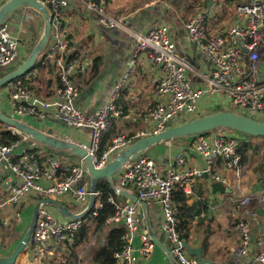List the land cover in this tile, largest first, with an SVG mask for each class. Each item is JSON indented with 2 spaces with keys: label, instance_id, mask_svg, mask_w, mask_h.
<instances>
[{
  "label": "built area",
  "instance_id": "obj_1",
  "mask_svg": "<svg viewBox=\"0 0 264 264\" xmlns=\"http://www.w3.org/2000/svg\"><path fill=\"white\" fill-rule=\"evenodd\" d=\"M6 1L0 0V6ZM39 1L49 8L51 14L50 41L42 53H46L48 58L57 59L61 83L59 99L49 101L35 97L27 81L38 73L39 68L36 67L8 85L12 111L17 115L30 114L39 118L54 114L73 128H90L89 142L81 144L96 166H105L118 150L132 142V137L124 133L117 135L101 151V141L111 127L112 116L119 114L117 100L120 86L107 105L99 108L94 115L86 114L74 103L79 92L77 75L88 72L90 60L83 57L67 60L66 52L72 45V39L66 19L72 10L81 11V5L96 17L102 28H117L131 36L136 42L135 54L145 53L148 62L158 68L160 75L155 76L153 82L165 100L148 109L147 117L155 124L151 133L198 115L214 97V101L220 105L227 107L232 104L233 110L264 121V0H232L233 6H229L226 0H207L197 14L185 23L189 39L207 63L202 70L177 54L170 26L164 22L155 23L144 33L133 27L128 16L111 12L110 0ZM25 8L26 5L13 11L0 26V77L6 68H17L22 63L24 46L32 43L31 39L24 37L32 30L31 16ZM230 10L237 19H232L224 29L216 20ZM19 134L21 140L10 144L0 142V185L7 188L5 196L0 198L2 224L11 225L7 218L2 217L3 208L8 204H18L30 192L47 198L68 192L74 204L87 206L91 182L85 174L83 159L68 163L57 156H48L43 161H36L29 152L32 139ZM240 136L226 130L194 138L193 151L205 160V167L193 165L182 152L167 164L146 153L126 164L116 175L118 182L114 183V192L117 195L121 196V191L128 193L130 188H134L140 200L159 203L163 215L162 230L167 236L170 252L179 264L199 262L185 247V239L179 230L180 208L173 199L174 189L180 186L190 192L191 184L206 175L228 184L229 179L216 169L218 161L223 163V169L234 174L240 188L247 170L240 153L243 139ZM41 180L53 183L44 186ZM95 194L97 196L99 192ZM255 196L264 204V190L259 195H242L235 201L234 213L240 239L232 248L236 256L234 264H264V237L258 240L257 253L250 255L249 252V220L254 214L251 204ZM112 201L116 210L107 219V224L124 229L122 249L115 253V264H138L139 256L144 259L149 257L157 242L149 230H141L143 215L138 202L114 197ZM98 206L101 204L97 203ZM93 214L96 215L97 210ZM20 217L19 212L15 213V219ZM82 224V218L57 219L41 204L28 244L32 260L36 262L45 256L54 257L59 248L73 244ZM139 232L141 242L136 247L135 237Z\"/></svg>",
  "mask_w": 264,
  "mask_h": 264
},
{
  "label": "crops",
  "instance_id": "obj_2",
  "mask_svg": "<svg viewBox=\"0 0 264 264\" xmlns=\"http://www.w3.org/2000/svg\"><path fill=\"white\" fill-rule=\"evenodd\" d=\"M188 2L189 7L186 8L189 10L182 8V11L188 12L186 16L182 15L179 8L176 7V4L180 5L182 0H169L167 4L156 3L152 0H110L109 9L113 13H121L128 16L133 27L144 33L157 22L168 24L176 43L177 54L184 57L195 68L202 70L207 63L196 45L189 39L184 25L197 14L199 9L207 3V0H188ZM80 13H78L79 19L76 16L72 17V12L69 13V16L72 18L69 24L72 45L67 50L66 55L67 60L75 58L72 55H76L79 58H88L90 60V67L88 72L84 74L85 76L82 78L77 77L79 92L74 100L75 105L86 114L94 115L99 108L107 105L120 86L119 98L117 100L119 114L112 116L111 127L107 133L111 135V141L113 142V139L117 135L123 133L130 135L133 139L151 133L153 129L151 130V127L146 128V124H154L147 117L148 109L159 103H163L165 100L164 96L158 93L156 85L153 82L155 76L160 75L158 68L148 62L145 53L135 54L136 42L131 36L125 33L120 36L113 35V40L110 41L104 36V29L99 25L96 17L84 5H81ZM226 16L216 20L217 23L220 21L224 29L229 26ZM232 19L237 18L233 15L230 21ZM25 51H23V54ZM28 56L29 53L23 59H27ZM96 60H99L97 74L91 71L92 64ZM36 67L39 68L38 73L27 81L32 87L35 97L49 101L59 99L61 83L57 75V65H54V61L48 58L46 53H42L39 55L34 68ZM196 81L198 80L196 79ZM214 100L215 97L213 100H209L202 111L213 108L214 105H220ZM0 109L5 114L18 117L38 128L45 130L52 128L56 134L64 138H71L77 143H88L90 140V128H73L54 114L47 115L45 118H39L30 114H15L12 111L8 86L0 89ZM1 127L9 128L4 123H0V129ZM193 140L194 138L163 142L156 145L148 153L160 163L167 164L173 161L178 153L182 152L188 156L193 165L205 167V160L193 151ZM30 145L39 149L40 161H43L48 156H55L54 154H57L56 150L50 152L47 148L34 141ZM60 154L71 156L67 151H62ZM245 164L247 170L240 188L236 184L234 174L228 170H224L223 163L218 161L216 169L225 174L229 179L228 184L217 181L210 175H206L191 184L190 192L183 189L187 197V205L189 207L195 206L191 212V228L193 233L191 234L189 243L192 246H201L203 257L210 259L212 264H234L236 256L232 253V248L240 239V231L236 227L237 216L234 213L235 201L242 195L249 193L259 195L264 190V172L257 167L259 163L249 164L245 162ZM113 181L114 183L118 182L115 177ZM41 183L44 186H49L53 182L41 180ZM223 187L226 190H222ZM6 192L7 188L0 185V198L5 196ZM128 193L136 195V189L130 188ZM69 196V193L65 192L53 196V198L68 206L75 213L85 209L86 206L84 205H77L74 208L70 207ZM43 198L47 197L30 192L18 204H8L3 208V218H7L10 224H13L15 221L18 222L16 225L14 224V229L11 231L12 234H17L14 238L15 242L6 245L4 238L0 235V257H8L12 254L14 248L27 231L26 226L33 216L36 205ZM125 198L127 199L121 198L120 200L135 202L130 197L125 196ZM145 203V207L139 203L143 215L141 230H149L152 236L160 237L165 246L169 247L167 236L162 230L163 215L159 203L152 200L145 201ZM251 208L254 214L249 220L251 225L249 252L250 255H254L259 250L258 240L264 237V204L258 196H255L252 201ZM16 210H19L21 217L14 220L13 212ZM55 214L57 215V219L63 221L72 220L70 217L61 216L60 210L57 207ZM8 227H11V225L4 226L0 221V234H2L1 231L3 229H8ZM109 229L110 227H105L98 233L100 243L90 251L89 264H95L94 255L100 245L105 243V237ZM204 240H206V244H203ZM140 242L139 232L135 237V246H139ZM68 252V246L65 244L57 250V257H62L60 262L48 259L41 264H63L66 259V262L70 263L72 258L68 257ZM27 256L28 251L22 252L20 259L15 264H37L35 261L27 259ZM138 259V264H173L167 252L158 243L149 257L144 259L139 256ZM73 260L75 259L73 258Z\"/></svg>",
  "mask_w": 264,
  "mask_h": 264
},
{
  "label": "water",
  "instance_id": "obj_3",
  "mask_svg": "<svg viewBox=\"0 0 264 264\" xmlns=\"http://www.w3.org/2000/svg\"><path fill=\"white\" fill-rule=\"evenodd\" d=\"M25 5L34 8L35 13L44 18V30L41 38L36 43L28 58L20 66L0 77V89L8 86L13 80L22 77L31 71L36 66L39 55L43 52L50 41L52 29L50 10L39 0H7L0 6V26L13 11ZM103 29L105 32L104 36L110 41L113 40V35L120 36L124 34L122 30L117 28ZM0 121L15 132L27 135L32 141L40 144L44 148L56 150L57 154H60L62 151H67L74 156L80 157L83 159L86 166L85 174L88 175L91 180L90 199L85 209L81 212L75 213L73 210L69 209L68 206L55 198L41 199L34 209L26 233L10 256L0 257V264H15L18 256L26 249L35 228L41 204L54 205L60 210L62 216L70 217L71 219L84 217L95 205L97 184L101 179H107L112 188L115 189L113 179L124 168V166L148 153L160 143L170 142L177 139H193L211 132L226 130L252 137L264 136L263 120H258L235 110L216 105L213 108L200 112L198 115L193 116L188 120L170 125L158 132L149 133L145 136L139 137L126 147L118 150L114 157L105 166L98 167L95 165L92 156L81 143H77L71 138H64L59 134H56L52 128L46 130L38 128L18 117L5 114L1 109ZM121 194L132 198L134 201L142 204L143 207L146 206L145 201L140 200L136 195H131L125 191H121ZM152 237L164 248L173 264H179L171 254L169 247L165 246L160 240V237L155 235ZM184 244L188 251L197 257L199 264H212L210 259L203 257L201 246H192L187 241H185Z\"/></svg>",
  "mask_w": 264,
  "mask_h": 264
},
{
  "label": "trees",
  "instance_id": "obj_4",
  "mask_svg": "<svg viewBox=\"0 0 264 264\" xmlns=\"http://www.w3.org/2000/svg\"><path fill=\"white\" fill-rule=\"evenodd\" d=\"M226 1L229 6H233L234 2L232 0H226ZM72 57H76V55L75 56L72 55ZM92 65L93 67L91 71L97 74L99 70V60H96L95 63ZM83 76L85 75L83 74L77 75L78 78H82ZM58 79L60 80L59 76ZM107 133L108 131L105 133L101 141V151L105 150L112 143L110 139L111 135ZM243 136H245V138L242 139L241 147H240V153L243 156V161L249 164L259 163L257 167L260 168V170H262V168L264 167V156L261 159L256 155H258V153L261 150H264V146L260 144L255 145L254 141L251 140L252 136H248V135H243ZM21 139L22 136L19 133L13 131L12 129L1 127L0 142L10 144ZM134 140H136V138L134 139L132 138V141ZM47 150L53 152L51 148H47ZM29 152L30 155L33 157V159L40 162L39 149H37V147L30 146ZM224 189L226 190L225 187L222 188V190ZM97 191L99 192V194L96 196L95 205L93 206L91 211L82 218L83 224L75 234V242L71 245L67 244V246L68 247L71 246V249L73 250L70 251L71 255H68V257L70 258L73 257L75 259L76 254L74 253V248L76 246H78L83 240L86 239L89 240L94 234L99 233L105 227H110L108 234L105 237V243L100 245L93 259L95 264H115L116 263L115 253L122 249V236L124 229L118 226L108 225L107 219L111 215H113L116 210V206L115 203L112 201V197L118 200H120L121 198H124L126 200L127 198H125V196L122 195L121 196L117 195L114 192V189L112 188L111 184L105 178L101 179L98 182ZM173 199L180 208L179 230L185 241L190 242L191 234L193 233L191 228L192 226L191 212L195 206L189 207L187 205L186 194L183 188L180 186H177L174 189ZM97 203L101 204V206L96 207ZM96 210H97V214L94 215L93 212ZM203 244H206V240L203 241Z\"/></svg>",
  "mask_w": 264,
  "mask_h": 264
},
{
  "label": "rangeland",
  "instance_id": "obj_5",
  "mask_svg": "<svg viewBox=\"0 0 264 264\" xmlns=\"http://www.w3.org/2000/svg\"><path fill=\"white\" fill-rule=\"evenodd\" d=\"M176 7H178L179 8V11H180V13L182 14V15H184V16H186L187 14H188V12H186V11H182V8H185L184 10H189L188 8H186V7H189V2H188V0H182V3L179 5V4H176ZM26 12L28 13V14H30V16H31V18H30V24H32V30L31 31H28L25 35H24V37L26 38V39H31V41H32V43H30L27 47H26V45L24 46L25 47V52H24V54H23V57L25 58V56L29 53H31L32 52V50L34 49V47H35V45H36V43L39 41V39H40V37H41V35H42V33H43V30H44V25H43V18L41 17V16H39V15H37L36 13H35V10H34V8H32V7H30V6H26ZM72 12V17L73 16H76L78 19H79V14L78 13H80V11L78 10V11H76V10H72L71 11ZM76 12H78V13H76ZM81 14V13H80ZM120 14V13H119ZM233 14H234V12L232 11V10H230V11H228L227 12V16H226V20H227V22H228V24L230 23V19H231V16H233ZM81 18V17H80ZM71 20H72V18H71V16H68V18L66 19V22H67V24L69 25L70 23H71ZM35 34H34V33ZM210 34H212V33H210ZM53 61H54V65H57V73H58V64H57V59H54V58H51ZM26 60V59H25ZM24 59H23V61H22V63L25 61ZM21 63V64H22ZM20 64V65H21ZM19 65V66H20ZM16 67H9V68H6V70H5V74L6 73H8V72H10L11 70H13V69H15ZM229 105H231V106H233L232 104H229ZM215 106V105H214ZM213 106V107H214ZM221 106H223V105H221ZM231 106H227L226 108H229V109H232L233 110V108L231 107ZM223 107H225V106H223ZM1 122V121H0ZM1 123H3V122H1ZM154 125L155 124H153V123H151V125H148V124H146V128H148V127H151V130L154 128ZM241 138H245V136H240ZM251 140H253L254 141V144L256 145V144H260V145H262V146H264V136H254V137H252L251 138ZM55 156H57V157H59L60 159H63V160H65V161H69L68 163H77V162H80V158H78V157H76V156H74V155H71V156H67L66 154L65 155H61V154H54ZM256 156H258V157H260L261 159L263 158V156H264V150H261L259 153H258V155H256ZM224 170H226V169H224ZM229 171V170H228ZM262 172H264V167L262 168ZM221 173L223 174V172L221 171ZM115 179H116V181H117V177L115 176ZM69 200H70V207H72V208H74L75 206H81V205H79V204H74L73 202H72V199H71V197L69 196ZM43 205H45V204H43ZM47 208H48V210L51 212V214L53 215V216H55V217H57V215L55 214V209H56V207L55 206H53V205H51V204H46L45 205ZM17 212H19V210H16L15 212H13V215H14V220H16L15 219V213H17ZM20 213V212H19ZM61 213V212H60ZM62 216V215H61ZM31 221V220H30ZM30 221H29V223L27 224V226H26V228L28 229V227H29V224H30ZM18 221H15L13 224H11V227H8V229L7 228H5V229H3L2 231H1V233L2 234H0L3 238H4V242H5V244L7 245V244H11V243H13V242H15L16 240L14 239L15 238V235H17L16 233L15 234H12V230L14 229V224L16 225V223H17ZM19 237V236H18ZM3 242V243H4ZM20 242V241H19ZM18 242V243H19ZM99 243H100V239H99V234L97 233V234H94L89 240L88 239H86L84 242H83V244L82 245H78V246H76L75 248H74V253L76 254V258H75V260H73V257H72V260H71V262L69 263L68 261L66 262V260L64 261V263L63 264H89V258H90V256H89V254H90V251L93 249V248H95L97 245H99ZM68 249H69V252L67 253L68 255H71V252L70 251H73L72 249H71V246H69L68 247ZM25 251H28V256H27V259H30L31 261H33L32 260V254H31V252H30V247L28 248V246L26 247V249L23 251V252H25ZM56 255L54 256V257H50V256H45V257H43V259L41 260V261H36V263L37 264H41V263H43L44 261H47L48 259H51V260H55L54 262H60L61 261V259H62V257L61 256H59V257H57V255H58V253L56 252L55 253ZM64 255V254H63ZM57 257V258H56ZM66 258V257H65ZM20 259V255L18 256V258H17V260H19ZM82 259V260H81ZM34 262V261H33Z\"/></svg>",
  "mask_w": 264,
  "mask_h": 264
}]
</instances>
